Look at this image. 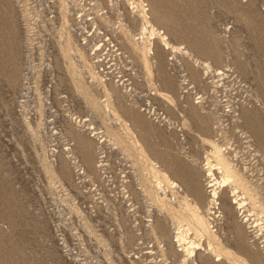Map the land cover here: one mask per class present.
Listing matches in <instances>:
<instances>
[{"label":"rangeland","instance_id":"1","mask_svg":"<svg viewBox=\"0 0 264 264\" xmlns=\"http://www.w3.org/2000/svg\"><path fill=\"white\" fill-rule=\"evenodd\" d=\"M153 1L0 0V264H264V0Z\"/></svg>","mask_w":264,"mask_h":264},{"label":"bare ground","instance_id":"2","mask_svg":"<svg viewBox=\"0 0 264 264\" xmlns=\"http://www.w3.org/2000/svg\"><path fill=\"white\" fill-rule=\"evenodd\" d=\"M153 1V0H152ZM154 2V10H155V13L159 16V17H162L160 14V10H159V8H158V6H157V3L155 2V1H153ZM144 7V6H143ZM145 8V7H144ZM143 8V9H144ZM143 16L145 17L146 15H147V12H146V10L144 9L143 11ZM148 17V16H147ZM147 17H145L144 19H146ZM148 21V20H147ZM146 21V22H147ZM111 104H112V102H111ZM106 105H108L107 103H106ZM106 107V106H105ZM107 108V107H106ZM109 108V107H108ZM113 109V108H112ZM138 143V142H137ZM145 157V156H144ZM147 158V157H146ZM147 160H149V159H147ZM149 162V161H148ZM154 163V162H153ZM148 165H150V162H149V164ZM222 165V164H221ZM209 166V165H208ZM222 167V166H221ZM220 168V167H219ZM152 171H156V177H158V182L157 183H159V185H164V181L165 182H169V185L172 187V188H176V187H178V183H176V182H174L170 177H169V175H168V173L167 172H165V171H162V169L158 166V164H156V163H154L153 164V169H152ZM209 173H208V175H210V177L212 176V179L211 180H209L210 182H212L213 180L215 181V174L213 173V167H212V165H210L209 166ZM162 172V175H160V173ZM163 177V178H162ZM235 176H232V175H228V176H225L224 177V180H223V183L224 184H226V183H228L229 181L230 182H232V181H235V184L236 183H238V184H240L239 183V180L238 179H236V178H234ZM241 182V181H240ZM210 185L208 186V187H213L214 185H217V184H214L213 182L212 183H209ZM167 188V187H166ZM235 188V187H234ZM213 189V188H212ZM174 190V189H173ZM164 192V191H163ZM235 192V191H234ZM158 195V194H157ZM212 195H213V197L215 198V196H217L218 195V192H217V189L216 188H214L213 190H212ZM245 195V194H244ZM218 197V196H217ZM159 198V197H158ZM237 200V199H236ZM237 202V201H236ZM240 202V201H239ZM243 202V201H242ZM190 203V202H189ZM165 204H166V202H165ZM242 204H240L239 203V206H241ZM187 206V205H186ZM194 207V206H193ZM220 208V207H219ZM218 208V209H219ZM242 208V207H241ZM193 217L195 218V220H196V223H197V225L199 226V230L201 231V232H203V233H207L209 236H215L214 235V232H213V230H211V228L208 226V224H207V219H205V215H203V213H202V211H201V208H200V206L199 205H197L196 204V208L193 210ZM188 228V227H187ZM186 228V229H187ZM212 233H211V232ZM180 232H182V230L180 231ZM179 232V233H180ZM185 234V233H184ZM182 236H184L183 235V233L182 234H178V237H179V239L182 237ZM182 239H184V237L182 238ZM214 240V239H213ZM199 245V246H198ZM198 245L196 246V247H194L193 248V250H195L196 248H200V244L198 243ZM209 245H210V247L209 248H213V247H211V245H212V243H209ZM213 246V245H212ZM202 248V247H201ZM208 248V249H209ZM193 250L191 249V251H189L190 253H193ZM210 250V249H209ZM218 256H219V258H218V260L220 261L221 259H222V257H220L221 256V254L219 253L218 254ZM217 256V257H218Z\"/></svg>","mask_w":264,"mask_h":264},{"label":"built area","instance_id":"3","mask_svg":"<svg viewBox=\"0 0 264 264\" xmlns=\"http://www.w3.org/2000/svg\"><path fill=\"white\" fill-rule=\"evenodd\" d=\"M84 35H86V33ZM87 36H89L88 33H87Z\"/></svg>","mask_w":264,"mask_h":264}]
</instances>
